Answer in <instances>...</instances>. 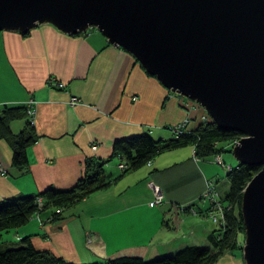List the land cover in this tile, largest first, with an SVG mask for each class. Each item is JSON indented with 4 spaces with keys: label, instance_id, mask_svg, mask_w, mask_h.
Returning <instances> with one entry per match:
<instances>
[{
    "label": "crops",
    "instance_id": "0c3cea01",
    "mask_svg": "<svg viewBox=\"0 0 264 264\" xmlns=\"http://www.w3.org/2000/svg\"><path fill=\"white\" fill-rule=\"evenodd\" d=\"M50 76L63 87L48 85ZM71 95L77 97L75 103L69 102ZM29 99L33 113L28 116L37 137L27 147L25 167L12 165V148L0 138V200L33 195L49 185L71 186L82 174L84 158H106L116 138L143 131L167 138L175 124L190 128L203 119L201 107L184 105L181 95L95 27L70 34L40 22L26 34L0 31V110L4 105L27 106ZM23 122L11 121L12 131L20 130ZM114 159L118 157L104 165L105 179H113L108 186L69 205L57 220L45 210L40 218L32 215L19 226L1 230L0 249L28 235L34 248L86 264L123 254L151 258L189 244L209 245L207 234L217 226L207 215L204 191L208 181L217 190L223 177L227 190L225 173L237 164L236 158L230 156L227 166L221 157L223 170L211 157H196L192 146L184 145L121 175ZM152 184L162 194L155 204L149 203ZM211 264L245 261L235 248Z\"/></svg>",
    "mask_w": 264,
    "mask_h": 264
},
{
    "label": "water",
    "instance_id": "95a60500",
    "mask_svg": "<svg viewBox=\"0 0 264 264\" xmlns=\"http://www.w3.org/2000/svg\"><path fill=\"white\" fill-rule=\"evenodd\" d=\"M90 27L166 88L242 133L237 163L259 165L240 202L245 264H264V0H0V31Z\"/></svg>",
    "mask_w": 264,
    "mask_h": 264
},
{
    "label": "trees",
    "instance_id": "16d2710c",
    "mask_svg": "<svg viewBox=\"0 0 264 264\" xmlns=\"http://www.w3.org/2000/svg\"><path fill=\"white\" fill-rule=\"evenodd\" d=\"M26 34L27 31H20ZM23 119V126L14 132L10 122ZM237 130L222 129L210 118H203L195 126L185 128L167 138L154 137L147 131L116 138L112 150L106 158L87 156L83 160L82 174L69 187H45L33 195L9 197L0 200V231L25 223L35 212L49 211L50 219L57 220L62 210L79 201L91 192L106 187L113 179H105L104 165L117 156L125 167L119 168L120 175L151 161L160 152L184 145H191L193 155L199 158L212 157L230 149L227 143L239 138ZM37 134L27 106L21 104L4 105L0 110V138H5L12 148L13 166L25 167L28 163L27 147L36 140ZM259 165L237 163L227 167L225 178L228 188L221 200L224 207V222L207 234L209 245L189 244L171 254L143 258L138 255L123 254L101 258L86 264H211L225 250L239 248L242 251L244 227L240 213L243 189ZM39 199V200H38ZM60 208V211H56ZM0 264H74L49 250L34 248L28 235L19 239L15 246L0 249Z\"/></svg>",
    "mask_w": 264,
    "mask_h": 264
},
{
    "label": "built area",
    "instance_id": "2783aa9c",
    "mask_svg": "<svg viewBox=\"0 0 264 264\" xmlns=\"http://www.w3.org/2000/svg\"><path fill=\"white\" fill-rule=\"evenodd\" d=\"M46 83L48 85L54 86V87H63V82L60 80H56L54 79L52 76L48 77ZM183 98L182 103L184 105H190V106H194V107H201L203 109V118H207L210 117L208 115V113L204 110V108L195 100H192L193 102L189 101V98L187 99V97L182 96ZM32 101L33 99H29L27 102V112L29 115L32 116L33 113V107H32ZM77 101V97L74 95H71L69 98V102L70 103H75ZM182 122L175 124L174 126L171 127V130L173 132V134H177L179 133V131L181 130L182 127ZM238 141V138L232 139L231 141H229L227 143V146L232 148V146ZM95 143L91 144L92 148H95ZM213 161L219 163V164H223L222 159L220 157L219 154H215L213 155ZM150 161H147L146 164H149ZM117 167L118 168H123L125 167V163L124 161H121L118 157V162H117ZM0 170H2V168L0 167ZM152 189H153V198L150 200V204H155L157 202H160L162 200V194L158 188V186L152 184ZM204 197L208 200L209 206H208V210H207V215L210 218V220L217 226V227H221L223 222H224V207L226 206V203H224L220 196L218 191L214 188L213 182L212 181H208L206 190L204 191ZM39 200V199H38ZM189 207L190 205H185V208ZM56 211H60V208H56ZM33 215H35L37 218H40V213L39 212H35Z\"/></svg>",
    "mask_w": 264,
    "mask_h": 264
},
{
    "label": "rangeland",
    "instance_id": "374dc122",
    "mask_svg": "<svg viewBox=\"0 0 264 264\" xmlns=\"http://www.w3.org/2000/svg\"><path fill=\"white\" fill-rule=\"evenodd\" d=\"M188 99V98H187ZM190 102H193L192 100L189 99ZM220 157H222L224 160V162L226 163V165L228 166V163H229V157L232 156L233 158H235V156L233 155L232 151H231V148L230 149H227V150H224L222 151L221 153H219ZM214 156L211 157V159H213ZM114 160H118V159H114ZM114 160H113V163H114ZM113 163H110V165H113ZM116 163V162H115ZM220 168H222L224 170V167H222L223 165L222 164H217ZM222 165V166H221ZM118 168V167H117ZM222 177V176H221ZM223 180H224V177L221 178L218 182V186H217V190L219 191V194L220 196H223L224 195V191L223 189H225L226 187H224L223 185ZM227 183V182H226ZM243 240H244V234H243Z\"/></svg>",
    "mask_w": 264,
    "mask_h": 264
}]
</instances>
